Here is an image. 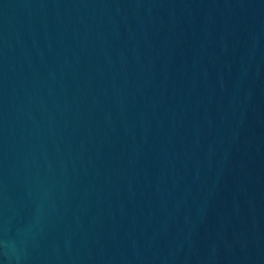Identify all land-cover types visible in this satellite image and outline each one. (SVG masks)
I'll use <instances>...</instances> for the list:
<instances>
[{"label":"water","instance_id":"obj_1","mask_svg":"<svg viewBox=\"0 0 264 264\" xmlns=\"http://www.w3.org/2000/svg\"><path fill=\"white\" fill-rule=\"evenodd\" d=\"M0 264H264V0H0Z\"/></svg>","mask_w":264,"mask_h":264}]
</instances>
